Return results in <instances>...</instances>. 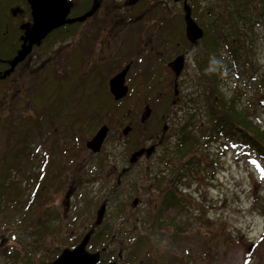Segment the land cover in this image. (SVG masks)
<instances>
[{"label": "rangeland", "instance_id": "1", "mask_svg": "<svg viewBox=\"0 0 264 264\" xmlns=\"http://www.w3.org/2000/svg\"><path fill=\"white\" fill-rule=\"evenodd\" d=\"M161 1L171 3L172 0ZM214 1L219 2L198 0L195 5L196 15L199 18L207 16L211 26L219 25L217 12L209 9ZM158 2L150 1L143 20L162 15ZM228 6H231L228 17L231 20L237 6ZM207 10L210 16L206 14ZM241 24L238 22L232 31L214 26L221 36L217 41H207L203 54H210L213 47L217 50L216 55L226 59L232 56V51L245 46L242 59L246 60L247 66H234L224 60L223 66H217L219 70L216 74L221 72L220 91L227 98L235 94L241 108L249 110L250 119L264 128V27L260 24L253 29H239ZM235 27L241 37L235 35ZM141 29L142 21L139 20L132 33L137 34ZM134 37H128L120 57L108 56L112 60V64L107 66L109 70L116 72L120 63L124 65L130 59L136 65L140 63L139 56L130 53L134 45L127 49ZM151 44L143 41L138 43V47ZM229 50L231 54L228 55ZM209 58H204V67ZM138 73L133 71L129 75V85H126L130 87V92L124 98L123 105L115 108L121 115L110 119H101V116L85 119L87 124H103L110 128L98 155L89 151H77L79 153L75 152V155L63 152L65 148L79 146L70 136L64 137L60 129L52 133L54 126H51V121L49 125L47 119L43 124H36L37 101L32 98L35 96L33 88L27 92L23 89L17 97H6L7 106L5 110L0 109V190L7 176L9 181L15 182V198L19 200L18 212L14 217L29 230L16 225L11 227L10 221L3 222L5 219L0 213V264H24V257L30 258L31 264L55 260L65 248H74L80 243L94 225L97 211L106 199H109L108 208L99 230L111 234L107 247L115 251V257L120 255L122 264H136L129 260L126 250L129 240L133 238V226H139L146 215L157 214L164 192L177 186L193 202H187L183 210L171 209L164 213L167 221L176 218V222L184 224L186 228V233L175 248L177 256L172 264H264V162L236 138L219 140L214 137L211 141L207 140L212 127L208 125L207 112L202 107L207 104L208 87L203 84L201 73L190 69L185 75L180 87V101L170 114L172 93L165 96L168 90H146L142 86L146 69L143 70L142 79L139 78L141 82L137 81ZM5 87L0 85V102L6 96ZM83 88L87 91L89 83H84ZM95 90L99 94L100 90ZM43 93L42 102L46 104L48 92L43 90ZM94 96L99 98V95ZM143 96H149V105L154 112L143 127H138L142 117L138 115L144 111V107L138 106V103ZM32 101H35V105ZM47 105L54 108L48 114L52 120V113H57L59 117L69 110L71 103L53 102L52 99ZM166 117L169 118L163 144L149 158H143L131 166L132 153L157 142L155 140L149 144L152 135L161 134ZM192 119L200 124L202 131L191 128ZM201 122H206V125ZM61 125L66 126L67 122L62 121ZM127 126L132 129L127 136H123L122 132ZM184 126L199 142L194 151L180 158L174 152ZM87 139L81 140V147H85ZM19 148L25 150L24 160L19 155L16 161H7V157H16ZM46 160L49 161L46 178L37 189V175L41 173ZM125 169L129 170L123 173ZM119 178L121 181L118 185ZM69 191L72 194L67 200ZM135 199L138 200L137 207L132 205ZM208 219L210 222H207ZM43 223L50 224L44 229L45 233L32 238L31 232L35 228H42ZM167 228L163 227L165 239L154 243L155 253L163 252L164 244L170 240L174 228ZM14 250L18 251L15 253ZM88 251L92 250L88 247ZM156 257L154 255V260ZM139 261L146 264L142 259Z\"/></svg>", "mask_w": 264, "mask_h": 264}, {"label": "flooded vegetation", "instance_id": "2", "mask_svg": "<svg viewBox=\"0 0 264 264\" xmlns=\"http://www.w3.org/2000/svg\"><path fill=\"white\" fill-rule=\"evenodd\" d=\"M68 1L71 2V7L66 16L65 21L67 22L53 29L42 40L33 42L27 39V33L32 31L34 24L32 8L28 0H0V80L2 81L0 85L6 86L4 90L6 96L0 102V109L5 110L6 97L8 99L11 96L17 97L23 89H26L27 92L33 88L35 96L32 98L37 101L36 124H43L42 122L47 119V125H49L51 121V126H54L52 133L60 129L64 137L65 135L70 136L79 146V148H65L63 152H72L74 155L77 151L92 152L87 148V142L104 125L87 124L85 119L94 116H101V119L106 118L108 108L113 110L114 115H117L118 112L115 108L118 105L122 106L124 99L115 100L111 93L110 81L126 67H129L126 75L127 84L128 77L133 71L139 72L137 81L141 82L143 70L146 69V78L143 80L145 83L142 84L146 90H168L169 92L165 96L172 93L173 99L169 102V114L173 108L178 106L181 97L180 87L190 69H194L198 73H201L202 70L212 73L217 69V50L211 47L210 54L208 52L203 54V52L207 41L213 42L219 39L220 36L216 30L218 25L214 24L216 27L214 28L208 23L207 16L203 15L199 18L196 15L195 5L198 0H172L171 3L159 0L157 4L162 8V15H156L155 19L152 17L148 21L143 18L149 8L150 1L153 0ZM95 4L98 5V8L91 16L82 21L68 22L90 12ZM186 7L190 8L193 20L204 32L197 44H193L187 36ZM230 8L231 6H229ZM209 9L217 12V15L219 14L216 3H213ZM209 12V10L206 11L208 16H210ZM139 20L142 21V29L137 34L132 33ZM132 35L135 36V40L128 43L127 49L131 44L134 45L130 53H136L140 63L136 65L135 61L130 59L124 65L120 63L117 71L112 72L108 68L112 64V60L108 59V56L120 57L123 46L128 37ZM143 41L152 42V44L139 48L138 43ZM24 49L27 50L26 57L15 66L5 79H1V76L12 68L11 62ZM227 53L231 54L230 50ZM204 56L211 57V61L207 59L206 67L203 66ZM178 58H182L183 66L177 76L172 64ZM28 76L30 80H28ZM84 83H89L87 91L83 88ZM128 88L130 92V87ZM95 89L100 90L99 94H96ZM43 90L48 92L46 104L42 102ZM63 92L67 93L66 98H61ZM94 95H99V98ZM52 99L53 102L58 100L60 103L69 101L71 105L68 107L69 110L59 117L57 113H52L53 117L50 120L48 114L54 108L51 106L48 108L47 103H51ZM35 101H32L34 105ZM149 104V96H143L139 100L138 106H143L145 111L146 107L151 108ZM44 105L46 106L44 107ZM143 113L138 116H143ZM5 116L7 117V115ZM67 118L68 120H66ZM168 118L166 117L161 134L152 135L149 141V144L157 141L151 144V146L156 145V149L166 139ZM35 120L32 122L34 123ZM62 121H66L67 125L62 126ZM144 124L141 117V123L137 126L143 127ZM95 125H98L97 130L91 133ZM123 136L120 138L122 139ZM86 138L88 139L85 140L83 149L80 143L82 139ZM24 152V148H19L16 157H7V161L12 163L11 160L16 161L19 159V155L24 160ZM98 154L93 153V155ZM149 157L143 155L137 163L143 158ZM48 163L49 161L46 160V164L40 170L41 173L37 175L36 186L41 185V182L46 178ZM11 168L12 166L9 165V169Z\"/></svg>", "mask_w": 264, "mask_h": 264}, {"label": "trees", "instance_id": "3", "mask_svg": "<svg viewBox=\"0 0 264 264\" xmlns=\"http://www.w3.org/2000/svg\"><path fill=\"white\" fill-rule=\"evenodd\" d=\"M226 3L228 5L232 4L237 6L231 20L228 19L230 11L229 6ZM216 5L218 6L219 12L217 22H219L218 29L220 30H224L225 28L233 30V27L236 26L238 22H242L243 24H241L239 29H248V27L253 29L260 24L264 27V0H219ZM225 5L227 7H225ZM234 32L236 36L241 37L237 27L234 28ZM250 32L252 33V30H250ZM219 36L221 35L219 34ZM244 48L245 46L235 49L232 51V56L226 59L218 56L217 66H223L224 60H227L232 65L234 64V66L235 64L247 66L246 60L242 59V56H244ZM209 59L211 61V58ZM252 68L255 70L254 67ZM218 70L219 67L212 73L201 71V74L203 75V84H206V87H208L206 95L207 104H203L202 107L207 112V118L209 119L207 120L208 125L210 124L212 127V132L208 135L209 138L207 140L211 141L214 137H217L219 140L221 138L226 140H234L236 138L239 143L251 149L253 153H255L256 156L264 162V128L256 125L250 119L249 110L247 111L246 107L241 108L235 94L227 98L220 91L221 72L216 74ZM1 82L2 81L0 80V83ZM262 86H264V81L262 82ZM61 95V98H66L67 93L63 92ZM111 110L112 109L110 108L107 109L106 118L108 119L115 116L113 110L112 112ZM117 114L121 115V112H118ZM201 123H203L204 126L206 125V122ZM190 124L191 128H197L202 131L200 124H198L195 119H192ZM184 127L181 129L182 134L176 142L174 152V154L180 158L187 156L194 151L196 144L199 142L193 136L192 132L187 129V126L185 128ZM97 128L98 125H95L91 130V133L95 132ZM3 183L2 189L0 190V213L5 219L3 222L7 223L10 221L9 225L11 227L16 225L21 228L22 223L14 217V214L18 212L19 200L18 197L15 198V193L17 191V188H15L16 184L11 180L9 181V176L6 177ZM40 186L41 185L37 186V189H40ZM187 202L192 203L193 199L180 192L179 186L166 190L162 196L159 212L157 214L150 213L149 215H146L144 220L140 222L139 226H133V238L129 240L126 247L129 260L135 262L136 264L142 263L139 261L140 259H142L146 264L174 263L176 260L175 257L177 256L175 248H177L179 241L182 239V235L186 233V228L184 224L177 223L176 218H172L171 221H167L164 213L171 209L178 211L183 210L187 207ZM57 219L61 220L60 217ZM207 222H210L209 219ZM49 225L50 224L48 223H43L42 228H35L33 232H31L32 238L42 236L45 233L44 229H46ZM166 226H172L174 228L169 236L170 240H168V244H164L165 250L163 252L158 251L155 253L156 251L154 252L153 250L154 243H160L165 239L163 227L168 230ZM22 229L28 231L29 227H22ZM110 236V233L105 234V232L100 231L98 228L91 238L89 248L94 252L102 251L103 248H106L105 251L101 252L99 264H109L114 261L122 264L120 261V255L118 254L119 257H115V251H110V248L107 247L110 245L107 244L110 241ZM17 251L18 250H14L15 253ZM154 255L158 256L155 260ZM29 260L30 258L24 257V264H31Z\"/></svg>", "mask_w": 264, "mask_h": 264}, {"label": "water", "instance_id": "4", "mask_svg": "<svg viewBox=\"0 0 264 264\" xmlns=\"http://www.w3.org/2000/svg\"><path fill=\"white\" fill-rule=\"evenodd\" d=\"M32 8V16L34 19V24L31 32L27 33V39L32 40H42L49 32L53 29L64 24L66 16L69 13L71 2L68 0H28ZM98 5L92 8L90 12L82 16L81 18L74 19L68 22L82 21L87 17L91 16ZM186 24H187V36L188 39L193 43L197 44V41L203 37L204 32L199 28L191 16L190 8L186 7ZM27 55V50H21L18 56L11 62L12 68L5 72L1 76V79H5L15 68V66L22 61ZM183 66L182 58H178L172 64L173 69L176 71L177 76L179 75ZM129 71V67H126L122 72L117 74L110 81V89L115 100H122L126 98L129 93V88L125 85L126 75ZM152 110L150 107H146L145 112L142 116V122H145L151 116ZM131 127L128 126L124 129L123 135L127 136ZM109 128L108 126H102L98 132L87 142V148L90 149L93 153H100L103 145L108 137ZM156 145L149 148H141L130 157V165H134L138 162L139 158L143 155L151 156L155 151ZM129 169H125L123 173H126ZM121 179H118V184H120ZM72 194V191H69L66 195V198L69 199ZM138 205V200L133 201V206ZM107 211V203L104 202L97 211V217L92 229L83 237L82 241L74 248H66L62 251L60 256L52 262L42 263V264H99L101 252H90L87 247L91 240V237L95 233L97 227H99L105 218ZM109 264H117V262H111Z\"/></svg>", "mask_w": 264, "mask_h": 264}]
</instances>
